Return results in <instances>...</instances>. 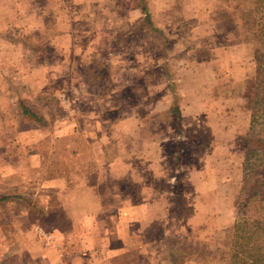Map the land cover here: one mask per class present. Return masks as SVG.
<instances>
[{
  "label": "rangeland",
  "instance_id": "rangeland-1",
  "mask_svg": "<svg viewBox=\"0 0 264 264\" xmlns=\"http://www.w3.org/2000/svg\"><path fill=\"white\" fill-rule=\"evenodd\" d=\"M256 138L264 0H0V264H263Z\"/></svg>",
  "mask_w": 264,
  "mask_h": 264
},
{
  "label": "trees",
  "instance_id": "trees-1",
  "mask_svg": "<svg viewBox=\"0 0 264 264\" xmlns=\"http://www.w3.org/2000/svg\"><path fill=\"white\" fill-rule=\"evenodd\" d=\"M141 5H143V7L141 6L142 9H146V7H145L144 4H141ZM257 146L264 147V141L261 140V138H256L255 139V145H253V143H252V147H253L254 150H258V148H256ZM262 165L263 166H262L261 170H259L257 172V176L255 178V182H254V184L252 186L253 189L262 187V185H264V162H263ZM2 199H3V197L0 198V200H2ZM241 205H243V202L241 203ZM240 234H241V239H245V240L247 239L248 236H250V234H247L246 232H243V233H240ZM243 245H245L244 250H243V253L244 254H246L247 251H252V253H253L252 255H250V256L247 257L248 259H250V262L249 263H251V264H261L260 262H262V261H258L257 260L258 258L255 256V254H259L260 253L259 250L256 253V252L253 251L252 247H249L245 243H243ZM263 264H264V262H263Z\"/></svg>",
  "mask_w": 264,
  "mask_h": 264
}]
</instances>
